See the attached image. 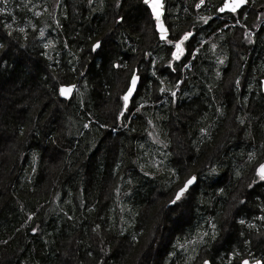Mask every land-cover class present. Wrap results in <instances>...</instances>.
<instances>
[{"label":"trees","instance_id":"obj_1","mask_svg":"<svg viewBox=\"0 0 264 264\" xmlns=\"http://www.w3.org/2000/svg\"><path fill=\"white\" fill-rule=\"evenodd\" d=\"M165 1L170 21L194 26L185 70H163L142 0H0V264L264 259V182L248 187L264 162V0L255 18L212 8L190 21L198 0ZM133 71L140 83L118 120Z\"/></svg>","mask_w":264,"mask_h":264},{"label":"snow or ice","instance_id":"obj_2","mask_svg":"<svg viewBox=\"0 0 264 264\" xmlns=\"http://www.w3.org/2000/svg\"><path fill=\"white\" fill-rule=\"evenodd\" d=\"M4 3H7V0H4ZM89 3H91V0H89ZM143 5L146 6V8L148 10H150V14L151 16L154 18L155 22H156V27L159 31V36L160 39L165 41L168 45L171 46L170 48V53H171V60L169 61V67H172V63L175 62H179L181 61V59L185 56L186 54V47L185 44L186 42H188L192 37H193V32L192 31H186L184 32L182 35H179L178 38L174 37V38H169V32L168 29L165 27L163 21H162V16L164 13V0H142ZM205 3V0H200V3L196 5L197 8L201 7V5H203ZM247 3H249V0H220V5L219 7L216 8V12L220 13V14H233V16L235 14H238L239 11L243 8V6H245ZM116 6L120 7L121 6V0H116ZM0 11H2V9H0ZM125 17L124 16H119V18L116 20L117 24L123 23L124 22ZM205 24H207L209 22V20L211 19V17H201L200 18ZM236 23H239V21L237 20ZM5 27L11 29L12 25H5ZM19 31L21 33H23L25 31L24 28H20ZM41 36L44 35L43 31H41ZM7 35L9 37L12 36V32L9 31L7 33ZM249 42H252L251 40H249ZM105 41L104 40H97L92 46H91V51L96 52L98 50H102L103 45H104ZM48 45H46L47 47ZM215 47V46H213ZM6 48V45L3 43H0V50H3ZM197 52L199 51V49L196 50ZM2 55H0V59H2ZM220 63H223V61L221 60ZM116 67H119L120 65H115ZM153 75H155V73H153ZM140 81V77L137 74V71H133L131 73L130 76V81L128 82V84L126 85V91L124 93V95L121 97L122 101H123V107L121 109H119L118 111V115L116 116V119H126V112L128 111V107H129V103L131 98L134 96L137 87H138V83ZM161 83H163L161 81ZM179 83V82H178ZM237 84H239V81H236ZM76 85L71 84V85H60L58 92L59 95L61 97L64 98H70L71 94L73 93L74 89H75ZM161 92L166 91L165 88H161L160 89ZM171 95L173 97L176 96V91H172ZM139 110V109H137ZM243 123V121H241ZM151 123V121L149 122ZM85 128L89 127L88 124L84 125ZM254 154H249V160H253ZM213 171H215V169H213ZM175 175V173H174ZM255 175L258 178L257 179H253L252 182L248 185L249 188H251L253 185H255L258 181L259 182H264V163H259L258 167L255 168ZM177 179H179V177L177 176ZM197 176L195 175H191L189 176L186 180L183 181L182 186H180L178 188V190L175 192L174 198L170 200V204H177V202L181 201L186 193H188L189 189L191 188V186H193L196 182H197ZM241 203H244V201H241ZM29 220L32 219V216L30 215L28 217ZM259 219L264 220V216L259 217ZM240 224H244L245 221L244 220H240L239 221ZM251 227V225H250ZM97 228H99V225H97ZM212 228V233H211V239H215L217 236V232H216V225L212 224L211 225ZM32 231L35 233L37 231V229L33 228ZM209 236L208 232H204L202 234L199 235L198 237V242L203 244L205 243V238ZM197 241H193V243H196ZM183 247V246H181ZM172 255V254H170ZM233 257L236 256H240L239 252H234ZM190 259L194 260L195 257H191ZM203 264H211V261L209 260H204ZM240 264H264V259H241Z\"/></svg>","mask_w":264,"mask_h":264},{"label":"flooded vegetation","instance_id":"obj_3","mask_svg":"<svg viewBox=\"0 0 264 264\" xmlns=\"http://www.w3.org/2000/svg\"><path fill=\"white\" fill-rule=\"evenodd\" d=\"M122 1L123 0H121V2ZM164 3H165L164 21L166 23L165 24L166 25V28L168 29V32H169V38H174V37L178 38L179 35H182L186 31H192L193 34L195 35V31L193 29L194 26L192 24L189 25V27L186 24L178 27L172 21H170V19H169L170 16L167 14L168 11H169L168 4H167L166 1ZM194 3L195 4L193 5V11L191 12L192 16H191V18H187L188 21L193 20L195 18V16H197V14H201L203 12H205V14H206L208 11H211L212 8L215 10L217 7H219L220 0H205V3L203 5H201V7H199V8H197L196 5L200 3V0H198V2H194ZM215 4L217 5L216 8H215ZM254 5H255L254 0H249V3H247L245 6H243V8L239 11V13L238 14H235V17L233 16L232 18L234 20L235 19H239L238 16H240L245 11L246 8H248V9H246L247 12L250 15L253 14L252 17L255 18L257 16V13L256 12L259 10L258 7L260 5H262V3H259L257 6H255V10L256 11H253V9H252V7ZM170 8H172L171 5H170ZM148 12H149L150 20L152 21V29H153L152 32H154L155 34H157V37L160 40V42H163V40L160 39L159 31H158V29L156 27V22H155L154 18L151 16L150 10H148ZM218 14H220V13H218ZM221 16H224L223 17L224 20H227V18H228V14L227 13L226 14H221ZM212 17H214V15H212ZM228 24L229 23H227V25ZM155 39H156V37H155ZM192 39H193V37L188 42H186V44H185V47H186V50H187L185 56L179 62H175L174 61L172 63V67L171 68L169 67V61L171 60V53H170L171 46L168 45L164 41L165 42V49H166V52H167V57L165 58V61L162 63V67H163V70L164 71H166L167 69H171L172 71L175 72V68H180V69L185 70V68L188 66V62L185 63V62H183V60L184 61L185 60H189V56L191 55L190 48L193 47ZM157 67H158V65H157ZM141 70H142V67H141ZM141 75H143V71H141Z\"/></svg>","mask_w":264,"mask_h":264},{"label":"rangeland","instance_id":"obj_4","mask_svg":"<svg viewBox=\"0 0 264 264\" xmlns=\"http://www.w3.org/2000/svg\"><path fill=\"white\" fill-rule=\"evenodd\" d=\"M227 81H230V79H228ZM120 87V86H119ZM55 162V161H54ZM58 162V160L54 163V164H52V163H50L49 162V166L51 167V165H52V167L53 166H55L56 165V163ZM258 165H259V163H255L254 164V171H255V168L256 167H258ZM49 167V168H50ZM1 178V177H0ZM185 210H183V214L185 215V216H187V214H185ZM182 217V214H180V215H178V214H176V215H174V216H172V220L174 221L175 219V221L171 224V222H172V220L170 221V223H168L167 225H166V228H165V230H164V235H163V237H162V239H161V241H162V247L163 246H165L167 243H168V241L170 240V236L172 235V230H171V227L174 225V223L179 219V218H181ZM175 226V225H174ZM172 231V232H171Z\"/></svg>","mask_w":264,"mask_h":264},{"label":"water","instance_id":"obj_5","mask_svg":"<svg viewBox=\"0 0 264 264\" xmlns=\"http://www.w3.org/2000/svg\"><path fill=\"white\" fill-rule=\"evenodd\" d=\"M164 14V13H163ZM162 21H163V16H162ZM163 23H164V21H163ZM165 25V24H164ZM166 27V26H165ZM140 77V76H139ZM139 83H140V81H139ZM139 83H138V86H139ZM71 84H74V85H76V87H75V89H74V91H73V93L71 94V97L70 98H64V97H61L60 95H59V97L61 98V99H64V100H70L71 98H72V96L74 95V93H75V91H76V89L78 88V84H77V82H74V83H68V84H66V83H63V85H71ZM60 85H62V84H60ZM59 85V86H60ZM262 87H263V90H264V79H263V82H262ZM58 89H59V87H58ZM137 89H138V87H137ZM137 91V90H136ZM136 93V92H135ZM58 94H59V92H58ZM135 95V94H134ZM133 98V97H132ZM131 98V99H132ZM131 101V100H130ZM261 163H264V162H261ZM182 186V185H181ZM192 187V186H191ZM178 190V189H177ZM244 259H250L251 260V258L250 257H245ZM255 259H259V258H255ZM204 260H209V261H211L209 258H206V259H204ZM204 260H202V262L200 263V264H203V261ZM212 263V262H211Z\"/></svg>","mask_w":264,"mask_h":264}]
</instances>
